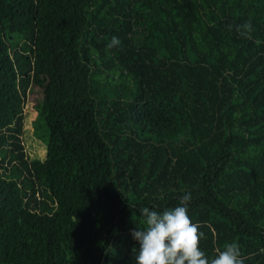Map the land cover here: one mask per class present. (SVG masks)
Listing matches in <instances>:
<instances>
[{
  "label": "trees",
  "instance_id": "obj_1",
  "mask_svg": "<svg viewBox=\"0 0 264 264\" xmlns=\"http://www.w3.org/2000/svg\"><path fill=\"white\" fill-rule=\"evenodd\" d=\"M39 1L0 0V264H135L139 209L186 193L207 257L264 264V0Z\"/></svg>",
  "mask_w": 264,
  "mask_h": 264
},
{
  "label": "clouds",
  "instance_id": "obj_2",
  "mask_svg": "<svg viewBox=\"0 0 264 264\" xmlns=\"http://www.w3.org/2000/svg\"><path fill=\"white\" fill-rule=\"evenodd\" d=\"M236 30L242 37L251 39L250 21L237 26ZM120 44L119 38L113 36L108 47ZM191 200V194L186 193L174 208L156 211L145 206L139 209L143 226L131 233L139 244L138 252H134L135 264H245L246 257L236 242L226 243L212 258L206 256L200 247L204 234L189 216Z\"/></svg>",
  "mask_w": 264,
  "mask_h": 264
},
{
  "label": "rangeland",
  "instance_id": "obj_3",
  "mask_svg": "<svg viewBox=\"0 0 264 264\" xmlns=\"http://www.w3.org/2000/svg\"><path fill=\"white\" fill-rule=\"evenodd\" d=\"M39 1V0H38ZM39 8V15L42 12L43 6L42 0L38 3ZM47 12V11H45ZM39 25H42V20H38ZM42 51L39 49L38 52V58L37 60H34L33 67L38 69V74L36 77V81L32 84L30 88H32V91H37L40 89L41 83L44 81V66H45V60L44 58L40 57V54ZM44 56V54H43ZM40 58V59H39ZM39 97V94L35 95L32 93H28V102L25 104V108L23 110L24 112V123H23V140L24 145L27 151V155L30 158L33 157H41L44 152V145H45V137H46V131L41 126V120L39 112L35 107H32V105L37 104V99ZM37 98V99H35Z\"/></svg>",
  "mask_w": 264,
  "mask_h": 264
}]
</instances>
